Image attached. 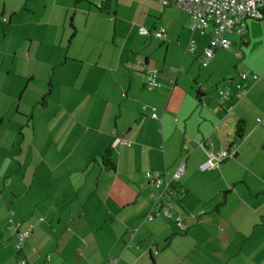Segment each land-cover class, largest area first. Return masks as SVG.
I'll list each match as a JSON object with an SVG mask.
<instances>
[{"label":"crops","instance_id":"obj_1","mask_svg":"<svg viewBox=\"0 0 264 264\" xmlns=\"http://www.w3.org/2000/svg\"><path fill=\"white\" fill-rule=\"evenodd\" d=\"M245 24L202 66L212 28L156 1L0 0V264H264V19ZM240 68L259 80L221 100ZM218 149L232 158L201 170ZM183 156L171 219L145 220V173L171 179ZM9 220L34 226L21 252Z\"/></svg>","mask_w":264,"mask_h":264},{"label":"built area","instance_id":"obj_2","mask_svg":"<svg viewBox=\"0 0 264 264\" xmlns=\"http://www.w3.org/2000/svg\"><path fill=\"white\" fill-rule=\"evenodd\" d=\"M164 6L173 7L181 10L189 16V31L192 33L202 32L204 29L211 27L212 35L207 46L203 49L201 64L206 66L209 60L217 50H228L231 41L228 38L231 34L243 35L246 30L245 22L247 20H260L262 18L261 11L264 9V0H152ZM5 22L6 19L2 18ZM139 33L144 36L152 35L155 38L162 39L165 37L163 28L148 31L146 28H139ZM194 41L190 40L188 48H194ZM242 82L250 81L252 84L257 82L259 76L253 74L248 76L244 72V68H240L239 73ZM158 80V72L149 70L146 74L145 88L149 91H157L161 89ZM235 88L240 96L246 95L248 89L245 84H236ZM217 94L222 100L231 98L232 93L229 88L223 87L217 89ZM145 109V108H143ZM150 117L158 119L155 108H150ZM203 144V143H201ZM206 145V144H203ZM187 148L183 146L184 153ZM232 153L227 149L209 150L206 162L201 166V170H209L217 167L223 161L232 158ZM186 168V159L183 156L171 179H167L163 174L154 172H146L145 178L158 190V194L154 199L153 205L145 220H153L157 215L162 214L167 219H171L170 210L166 206V198L172 194V180H178L184 173ZM180 225V221H176ZM7 229L15 231V242L13 249L21 252L25 241L31 236L34 226L26 224L22 227L20 224H14L9 220ZM157 254V251L154 252ZM48 258V256L46 257ZM19 264H26V260H20Z\"/></svg>","mask_w":264,"mask_h":264},{"label":"trees","instance_id":"obj_3","mask_svg":"<svg viewBox=\"0 0 264 264\" xmlns=\"http://www.w3.org/2000/svg\"><path fill=\"white\" fill-rule=\"evenodd\" d=\"M262 13V18L260 19L262 21V19H264V9L261 11ZM260 20H255V21H260ZM212 35V34H211ZM231 35H237V34H231ZM230 36V35H229ZM229 38V37H228ZM216 52V51H215ZM202 58V57H201ZM249 76V75H248ZM240 79V77H239ZM259 80V79H258ZM257 80V81H258ZM256 83V82H255ZM254 83V84H255ZM236 84H245L246 88H247V85L246 84H252V82L250 81H247V82H242L241 80H239V82H235L233 83L232 82V85L235 87ZM231 90V89H230ZM239 91L236 90V88L234 89L232 93L233 96H231V98H236L237 100H241L244 96H240V94L238 93ZM248 92V91H247ZM247 94V93H246ZM197 95H199V93H197ZM229 98V99H231ZM228 99V100H229ZM222 100V99H221ZM244 122L243 121H239L237 123V126H236V137L238 139H241L243 138L244 136ZM102 162H103V168L106 170V171H114L115 169V163H114V159H113V150L112 148L108 147L106 148L104 151H103V155H102ZM174 189H172L173 191ZM174 192V191H173Z\"/></svg>","mask_w":264,"mask_h":264},{"label":"rangeland","instance_id":"obj_4","mask_svg":"<svg viewBox=\"0 0 264 264\" xmlns=\"http://www.w3.org/2000/svg\"><path fill=\"white\" fill-rule=\"evenodd\" d=\"M86 1H89V0H86ZM94 2H96L97 0H93ZM68 21H69V19H68ZM249 22V21H248ZM26 28H23V27H20L19 29H18V33L19 34H22L23 32H24V30H25ZM16 36H18V35H16ZM21 38V37H20ZM39 42V41H38ZM29 43V40H27V44ZM13 47H15V46H13ZM11 57H9L8 58V61H7V63H6V65L7 64H9L10 62H11V59H12V55H13V52L11 51ZM263 149V150H262ZM252 150L254 151V152H256V153H258V151H260L263 155H264V148H252ZM260 153V154H261ZM259 173H260V175L262 176V177H264V167L262 168L261 166H260V171H259ZM247 176H249V175H247Z\"/></svg>","mask_w":264,"mask_h":264}]
</instances>
